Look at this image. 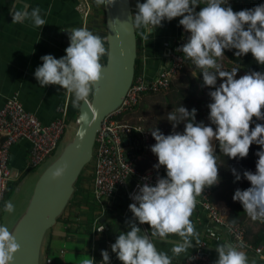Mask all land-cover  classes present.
Masks as SVG:
<instances>
[{
    "label": "clouds",
    "instance_id": "clouds-1",
    "mask_svg": "<svg viewBox=\"0 0 264 264\" xmlns=\"http://www.w3.org/2000/svg\"><path fill=\"white\" fill-rule=\"evenodd\" d=\"M97 7L104 8L116 4V0H94ZM203 4V6H201ZM227 0H137V12L123 23L130 22L131 30L147 40L148 35L162 22L179 19V25L189 34L187 41L177 51L189 61L193 68L202 73L203 85L209 89L211 103L208 104L209 125L197 122V109L189 111L179 106L167 114L172 133L165 135L153 129L151 135L155 144L151 152L158 158L153 167L166 170V177H158L155 186L144 183L130 198L132 218L125 223L130 229L118 235L111 245L112 253L122 264H172L174 258L188 254L193 241L199 244V233L190 219L198 203L197 198L205 188L219 183V166L213 141L219 143L220 152L231 159H243L249 154L251 145L260 146L255 173L245 171L244 178L251 187L237 189L233 201L240 202L244 213L253 221L264 222V124L250 125L256 120H264V73L251 71L236 78L239 68L223 70L218 58L225 50L235 49L241 57L251 53L254 60L264 66V4L252 9L234 12ZM197 7L200 8L197 11ZM13 24L26 21L41 29L47 24L39 7L24 4L20 10L15 6L10 10ZM69 33L66 55L60 59L52 55L41 57L42 65L37 67L34 77L40 87L58 85L71 99L73 108H81L90 103V97L98 91L97 85L104 78L107 66L102 57L111 60L110 37L101 38L86 27L65 30ZM124 54L123 51L121 53ZM222 81L217 86V80ZM84 117H82L83 119ZM183 124V132L176 131ZM215 126V130L212 127ZM81 138L84 132H80ZM68 165L64 164L51 172V180L61 179ZM235 180H240L236 170H232ZM3 211L13 213L14 204L5 201ZM147 224L150 233L137 225ZM233 219L229 230L235 225ZM99 232L104 231L100 226ZM171 241V255L157 249L154 241ZM13 231L0 225V264H13L14 255L19 251ZM218 259L215 264H249L247 254L231 242L218 244L215 248ZM101 264H110L108 251L102 250ZM83 264H94L87 259ZM254 264V262H253Z\"/></svg>",
    "mask_w": 264,
    "mask_h": 264
},
{
    "label": "crops",
    "instance_id": "crops-1",
    "mask_svg": "<svg viewBox=\"0 0 264 264\" xmlns=\"http://www.w3.org/2000/svg\"><path fill=\"white\" fill-rule=\"evenodd\" d=\"M81 1L0 0V110L8 99L18 97L27 111L33 113L43 124H49L60 117L64 109L71 104L68 94L58 85L40 87L34 77V72L42 65V56L52 55L60 59L66 55L65 49L70 42L69 33L65 30L86 27L101 38L107 36L104 7H97L94 3V15H91L90 19L85 22L77 9ZM139 2L144 3L146 0H139ZM24 4L30 5L31 8L39 7L42 15L46 14L43 18L46 19L47 24L41 29L33 27L27 21L23 24H13L10 10L13 6L16 10H20ZM196 10L199 11V7ZM179 19L175 18L170 22L163 21L162 27H158L149 34L147 40L144 38L138 40L136 76L151 81L169 65L171 52L186 33L179 25ZM105 46H108L107 42ZM105 59H107L106 56L102 57L101 63ZM2 141L3 138L0 136V145ZM154 144L155 140L151 135L150 145ZM29 151L28 141H21L11 149V167L14 174H19V178L13 182L14 189L18 187V184L23 183L21 180L28 171ZM50 158L41 166L45 165ZM137 163L140 164V168L151 169L156 164L155 155L145 154L143 159ZM39 174L41 175L42 172ZM159 175L166 177V170H162ZM82 179L83 193L62 216V233L57 234L51 230L52 232L50 231L46 236L43 245L45 264H48L47 260H51V264H83L90 258L102 261V250L108 251L110 264H122L116 254L112 253L111 245L115 243L120 233L130 230L125 221L132 218V213L129 211V192L135 180L133 177L129 178L127 186L119 187L101 207L96 202L93 192L94 165L86 167ZM88 189L92 194L91 204L89 206L86 201H82L80 208L78 202L88 197ZM217 203L229 220L232 215L231 210L223 202ZM190 219L199 233V240L207 241L210 256L216 262L218 259L216 246L227 242L233 244L232 238L224 229L214 225L198 203ZM137 225L142 231L150 233L149 225H139L138 222ZM100 226L104 227L103 232L97 230ZM210 228H214L219 234L221 238L219 243L204 235L205 231ZM175 240H179V237L169 236L166 240H156L154 243L158 250L171 255L170 249L173 246L171 241ZM55 241L63 243V246L53 250L51 247ZM192 243L193 247L189 249L188 254H181L180 257L174 258L172 264L184 263L195 249V241ZM261 246L264 248V244ZM244 252L249 258V264L253 262L264 264V250L262 255L250 251Z\"/></svg>",
    "mask_w": 264,
    "mask_h": 264
},
{
    "label": "built area",
    "instance_id": "built-area-1",
    "mask_svg": "<svg viewBox=\"0 0 264 264\" xmlns=\"http://www.w3.org/2000/svg\"><path fill=\"white\" fill-rule=\"evenodd\" d=\"M92 1L82 0L78 4V11L87 22L93 12ZM185 43L183 37L170 54L169 65L153 80L136 76L133 86L119 110L105 118L98 132L94 148V181L93 192L96 202L103 207L108 199L119 187L127 186L129 178L135 182L129 192L130 204L134 201L131 195L138 192V186L148 183L155 186L162 170L154 167L141 171L136 162L143 159L145 154L151 153V131L140 125H135L126 119V115L138 107L145 95L160 94L171 87L175 79L181 76L185 68L183 54L177 51ZM70 124L67 117V108L60 117L49 124H43L33 113L27 111L18 97L8 99L0 110V136L3 141L0 145V214L10 185L19 178L11 167V149L21 141L30 144L27 169L36 170L57 151L63 140L67 127ZM217 141H213L216 152ZM156 164L158 158L155 156ZM211 187L205 188L198 197V204L207 213L215 226L224 229L232 238L233 245L242 251L263 254V246L255 247L246 239L245 228L235 224L229 230L230 221L220 210L218 203L212 200ZM1 225V223H0ZM99 229V227H98ZM97 229V230H98ZM204 235L216 243L221 238L214 228L207 229ZM94 264H101L100 260H93ZM51 260H47L51 264ZM183 264H215L211 258L207 241L199 240L194 251L185 259Z\"/></svg>",
    "mask_w": 264,
    "mask_h": 264
},
{
    "label": "water",
    "instance_id": "water-1",
    "mask_svg": "<svg viewBox=\"0 0 264 264\" xmlns=\"http://www.w3.org/2000/svg\"><path fill=\"white\" fill-rule=\"evenodd\" d=\"M134 11L137 9L133 7L132 0H116L115 5L104 8L111 60L109 62L107 58L102 63L107 66L94 98L90 97V103L79 108L75 136L40 176L25 213L12 229L20 245L13 264H42L46 236L67 209L80 175L93 161L96 139L103 121L121 108L133 86L138 38L137 32L131 30L130 22H123L134 15ZM80 132H84L83 138ZM64 164L68 165L65 175L59 180H51V172Z\"/></svg>",
    "mask_w": 264,
    "mask_h": 264
},
{
    "label": "trees",
    "instance_id": "trees-1",
    "mask_svg": "<svg viewBox=\"0 0 264 264\" xmlns=\"http://www.w3.org/2000/svg\"><path fill=\"white\" fill-rule=\"evenodd\" d=\"M260 4H264V0H227V4L225 7L231 6L234 12H238L245 9H252L255 6ZM203 6V4L201 5ZM200 9V8H199ZM137 32L138 40H141V36L139 35V30ZM189 34L185 33V42L187 41ZM235 49L233 50H225L224 56L218 58V63L223 64L225 68H239V71L243 74H246L251 71L262 72L264 73V66L259 65L251 55L248 53L247 55L237 57L235 53ZM184 57V56H183ZM107 59H105L106 61ZM104 61V62H105ZM185 68L181 71V76L173 81L169 90L160 93V94H147L144 96L145 98H151L152 96L162 95V99L167 104V110L171 109V111L175 110L179 106H184L189 111L192 108L197 109V122H203L205 125H209L210 121L208 119L209 109L208 104L211 103V99L208 96V92L214 89H209L207 91H203V77L202 73H199L198 69L193 68L191 63L184 59ZM137 67V64H136ZM220 83L217 82V86ZM146 99V100H147ZM142 101V102H143ZM142 104V103H141ZM140 104V105H141ZM140 105L134 108V112L140 107ZM79 109L73 108L72 104H70L67 108V117L69 122L72 121L74 117L78 114ZM141 115H138V117ZM257 123L264 124V120H256L253 118V121L250 125V129L254 128ZM143 127V126H142ZM215 130V126L212 125ZM184 125L181 124L177 127L176 131L183 132ZM148 131H152L151 128H145ZM156 129L161 131L163 134L168 135L172 133V126L169 124L168 126H156ZM260 146L253 144L250 147L249 154L246 158L231 159L227 156H224L219 149V143L217 144V149L215 155L217 156V164L219 166V183L211 187L213 191L212 200L214 202H223L232 212L229 221L231 222L233 219L236 220L235 224H241L246 231V239L255 247L261 246L264 244V222L262 221H253L251 220L246 213H244V209L240 202L233 201V195L237 189L246 190L251 187L250 183L244 178L243 173L245 171H251L255 173L256 171V162L258 157L255 155L256 152L260 151ZM136 166L141 170L145 171L147 167L140 168V164L136 162ZM235 169L237 174L240 175V180L236 181L235 176L233 175L232 170ZM84 173V171H83ZM82 173V175H83ZM82 175H80L78 181L75 184V193L73 198L71 199L68 208L74 204L77 198L83 193V187L81 185ZM14 190L13 184L10 185L7 196V199L11 196L12 191ZM86 190V189H85ZM87 196L84 197L83 200H79L78 205L80 208L82 207V201H86V204L90 206L92 200L91 191L87 190ZM66 211V210H65ZM64 214V213H63ZM63 216V215H62ZM62 216L58 219V222H61ZM0 222H1V214H0Z\"/></svg>",
    "mask_w": 264,
    "mask_h": 264
},
{
    "label": "rangeland",
    "instance_id": "rangeland-1",
    "mask_svg": "<svg viewBox=\"0 0 264 264\" xmlns=\"http://www.w3.org/2000/svg\"><path fill=\"white\" fill-rule=\"evenodd\" d=\"M136 3H137V0H132V5L134 8H136ZM92 8H94L93 1H92ZM136 12L137 11H134V14ZM91 15H94V9ZM104 15H105V12H104ZM221 66L223 70L230 71L233 69L231 67L230 69H227L224 67L223 64ZM243 75L245 74L241 73L238 70L236 78L239 79ZM217 82L221 83L222 81L218 79ZM203 89H204L203 91L208 90L207 87H203ZM163 95L164 94L152 96L151 98H148V99L145 98L142 104L140 105V107L135 112L131 111L130 113L126 115L125 120L135 125H140L146 128L147 127L151 128L152 130L155 129L156 126H163V128H165V126L169 127L170 123L167 120V114L171 112V109H169V111L167 110V104L162 99ZM138 115H141V116L138 117ZM77 116L78 114L76 115V117L72 119L71 123L68 125L66 134L64 136L65 140H62L57 151L54 153L53 157H51L50 160L45 165L41 166L40 168L36 170L27 171V173L25 174V177L23 178L24 180L23 179L21 180L23 183L18 184V187H16L12 191L11 196L7 199V201H11L14 204L15 211L9 214V213L4 212L3 207H2L0 223L1 225H6L10 231H12L16 223L25 213L40 176L51 165V163L54 162V160L57 159L61 155L66 145L75 136ZM92 165H94L93 161L88 166H92ZM41 172L42 174L40 175L39 173ZM61 228H62V223L58 222L56 226L52 229V231L57 234H60L62 233ZM62 244L63 243L59 241H55V243H53L51 248L55 250V248L57 247L58 248L62 247L63 246ZM41 262L42 264H45V247L43 249Z\"/></svg>",
    "mask_w": 264,
    "mask_h": 264
}]
</instances>
